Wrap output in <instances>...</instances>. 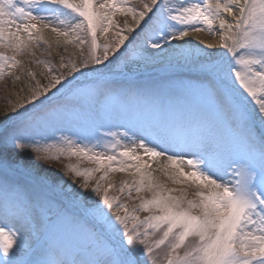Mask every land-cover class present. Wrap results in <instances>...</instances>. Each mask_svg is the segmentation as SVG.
Returning a JSON list of instances; mask_svg holds the SVG:
<instances>
[{
  "label": "snow or ice",
  "instance_id": "snow-or-ice-1",
  "mask_svg": "<svg viewBox=\"0 0 264 264\" xmlns=\"http://www.w3.org/2000/svg\"><path fill=\"white\" fill-rule=\"evenodd\" d=\"M139 4L0 0V48L12 52L0 51V79L20 80L17 57L33 46L51 49L46 30L78 49L58 67L34 61L46 84L24 69L30 94L0 117L11 121L0 128V264H264V0ZM201 32L218 43L190 39ZM157 55L194 78L117 86L103 75ZM113 120L125 123L112 131ZM73 158L94 167L47 174ZM118 172L131 180L117 187Z\"/></svg>",
  "mask_w": 264,
  "mask_h": 264
},
{
  "label": "rangeland",
  "instance_id": "rangeland-1",
  "mask_svg": "<svg viewBox=\"0 0 264 264\" xmlns=\"http://www.w3.org/2000/svg\"><path fill=\"white\" fill-rule=\"evenodd\" d=\"M133 4H136L137 7L140 6L139 0H131ZM117 22L123 26L125 23V20L129 24H132L133 21L130 16L124 17L122 15H117L115 18ZM210 37H213L212 35L208 34L207 32H202ZM112 34L109 33V36ZM133 36H137V40H133ZM142 38V34L140 33L139 29L137 30L136 33L132 34L129 36V41L132 42V44H137L140 42V39ZM129 41H126V44L129 43ZM105 40L103 37H100V43H104ZM52 45L51 49H47V45L41 44L39 47L33 46V52L35 53L34 56L32 55H25V56H18L17 59L21 60L23 62V68H17L14 69L13 71L16 73V75H19L21 77L20 80H16L14 76L11 75H6L3 79H0V117H2L8 110L9 102L14 99V97H21V100H24L29 94H30V89L28 88V83H29V77L27 76L26 72L24 69H31L34 71L37 76L36 79H39L42 84L47 83V79L44 77H41L39 73L41 70H44V65L40 64L37 65L34 63L35 60H42V61H51V63L55 64L57 67L59 66L60 62V57L64 56L65 59L68 58V56L72 53H75L78 51L75 47L72 45H57L56 42L50 43ZM131 47V45H129ZM65 47L67 48V51L65 52ZM47 49V51H46ZM0 51L6 52L8 55H12L11 50L9 49H2L0 48ZM210 51V50H208ZM49 52H51V55H49ZM148 53H158L159 50H153V49H147ZM158 56V55H157ZM156 58V56H155ZM153 59L152 61L156 62V59ZM215 59V57H213ZM149 62V61H147ZM143 59H136V60H127L126 58H121L119 60H116L114 63L111 65H108L107 68H104L103 74L107 73H113L112 76L110 77H105L107 79H110L113 83H124V85L128 84L129 80H136L138 83H143V82H156L160 81L162 79H166L169 77L172 78H178V79H192L190 77L185 76L184 70H187L186 68L183 69H176L174 66L169 67L168 63L165 62L164 65L156 68H151L148 69L147 73L142 74L140 71H143L144 69L142 68V65L147 63ZM103 67V66H101ZM131 73H141L140 75H137L135 78H131L130 74ZM93 79H89L91 81ZM80 83H86L89 81L85 80H78ZM126 83V84H125ZM55 91V90H53ZM19 101V102H20ZM6 123L10 124L11 121H6ZM124 121L120 120H113L109 127H111L112 131L117 130V126L120 124H124ZM1 125V123H0ZM120 131H123V128L119 129ZM103 131V130H102ZM93 143L95 140L93 139ZM101 143H107V138L101 141ZM99 150V149H98ZM71 162V163H79V166L81 168H87V167H94L93 164H91L88 161H77L75 158H73L71 161L68 160H62L59 163H53L51 167H49L47 174L48 175H53L55 174L56 177H59L63 171V165ZM156 163V162H152ZM157 166H159L157 164ZM47 167V166H46ZM100 173H96V176L98 177ZM155 175V174H154ZM156 176V175H155ZM66 180L71 181V177H65ZM161 179V178H160ZM227 179V177H226ZM110 180L111 182L115 183L117 187H119L120 183L125 180H131V176L128 173H113L110 174ZM162 180V179H161ZM164 183H166L168 188H174V189H185L187 192V196L189 199H194L195 197V188L190 187L186 184H173L171 181L167 180H162ZM80 182V178H77L75 183L78 185ZM93 184L95 183V180L92 182ZM113 194L115 195H121L118 192H115L113 190ZM174 195H178L179 192L173 193ZM140 195L144 196L145 198H151V193L150 192H143ZM133 196H136V193L133 192ZM121 198L124 199L129 206H133L135 204H139V200H127V198L123 195H121ZM141 217L147 215V213H139Z\"/></svg>",
  "mask_w": 264,
  "mask_h": 264
},
{
  "label": "bare ground",
  "instance_id": "bare-ground-1",
  "mask_svg": "<svg viewBox=\"0 0 264 264\" xmlns=\"http://www.w3.org/2000/svg\"><path fill=\"white\" fill-rule=\"evenodd\" d=\"M229 19H231V18L229 17ZM44 35H45V38L49 41V43L56 42V40H57V37L55 36V34L51 33L50 31L46 30ZM190 39H192L193 42L203 41L204 43H214L215 44V43H218L219 36L217 35V36L210 37V36L201 32V33L192 34ZM210 51L215 52V50H210ZM155 59H156V62L149 61V62L143 64L141 69L147 70V69H151V68L160 67V66L165 64V62L160 61L159 56H156ZM20 100H21V97H14V99L9 102L8 110L6 113H12L14 105L16 103H18ZM2 124L3 123H1V125ZM152 167L155 170L153 172V174L160 177L162 180L166 181L167 178L164 177L163 174L159 171V166H157V163H152Z\"/></svg>",
  "mask_w": 264,
  "mask_h": 264
},
{
  "label": "trees",
  "instance_id": "trees-1",
  "mask_svg": "<svg viewBox=\"0 0 264 264\" xmlns=\"http://www.w3.org/2000/svg\"><path fill=\"white\" fill-rule=\"evenodd\" d=\"M185 76H187V75H185ZM187 77H190L191 78V76H187ZM131 81H135V82H137L136 80H131ZM130 82V80L128 81V83ZM114 84H116L117 86H119V85H124V83H114ZM126 84V83H125ZM127 85V84H126Z\"/></svg>",
  "mask_w": 264,
  "mask_h": 264
},
{
  "label": "water",
  "instance_id": "water-1",
  "mask_svg": "<svg viewBox=\"0 0 264 264\" xmlns=\"http://www.w3.org/2000/svg\"><path fill=\"white\" fill-rule=\"evenodd\" d=\"M3 126H4V124L0 128H2Z\"/></svg>",
  "mask_w": 264,
  "mask_h": 264
}]
</instances>
